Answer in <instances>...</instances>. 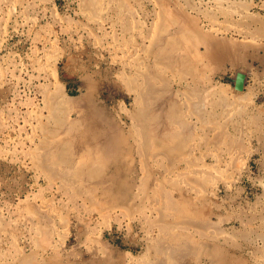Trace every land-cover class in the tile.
Wrapping results in <instances>:
<instances>
[{
    "label": "rangeland",
    "instance_id": "obj_1",
    "mask_svg": "<svg viewBox=\"0 0 264 264\" xmlns=\"http://www.w3.org/2000/svg\"><path fill=\"white\" fill-rule=\"evenodd\" d=\"M0 264H264V0H0Z\"/></svg>",
    "mask_w": 264,
    "mask_h": 264
},
{
    "label": "water",
    "instance_id": "obj_2",
    "mask_svg": "<svg viewBox=\"0 0 264 264\" xmlns=\"http://www.w3.org/2000/svg\"><path fill=\"white\" fill-rule=\"evenodd\" d=\"M244 77H245V75L243 73H239L238 74L237 81H236V87L238 89H242L243 88Z\"/></svg>",
    "mask_w": 264,
    "mask_h": 264
},
{
    "label": "trees",
    "instance_id": "obj_3",
    "mask_svg": "<svg viewBox=\"0 0 264 264\" xmlns=\"http://www.w3.org/2000/svg\"><path fill=\"white\" fill-rule=\"evenodd\" d=\"M68 87H69V85H68Z\"/></svg>",
    "mask_w": 264,
    "mask_h": 264
}]
</instances>
